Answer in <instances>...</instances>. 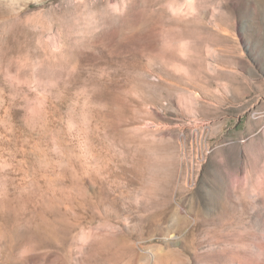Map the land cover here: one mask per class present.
<instances>
[{"label":"rangeland","instance_id":"374dc122","mask_svg":"<svg viewBox=\"0 0 264 264\" xmlns=\"http://www.w3.org/2000/svg\"><path fill=\"white\" fill-rule=\"evenodd\" d=\"M0 264H264V0H0Z\"/></svg>","mask_w":264,"mask_h":264}]
</instances>
